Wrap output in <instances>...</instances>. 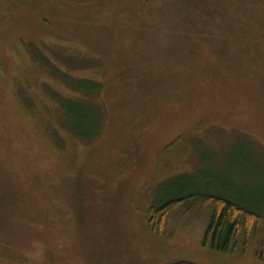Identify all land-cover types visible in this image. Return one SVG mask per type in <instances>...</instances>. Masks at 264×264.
Here are the masks:
<instances>
[{"label":"rangeland","instance_id":"rangeland-1","mask_svg":"<svg viewBox=\"0 0 264 264\" xmlns=\"http://www.w3.org/2000/svg\"><path fill=\"white\" fill-rule=\"evenodd\" d=\"M73 1L0 0V264H264V225L222 253L202 245L195 201L160 235L142 218L195 175L197 190L253 198L264 217V6L244 9L258 51L220 55L219 28L193 34L176 0ZM39 44L97 57L71 74L101 81L100 97L41 76L28 54ZM44 83L103 106L101 134L56 131Z\"/></svg>","mask_w":264,"mask_h":264},{"label":"trees","instance_id":"trees-1","mask_svg":"<svg viewBox=\"0 0 264 264\" xmlns=\"http://www.w3.org/2000/svg\"><path fill=\"white\" fill-rule=\"evenodd\" d=\"M58 1L37 0V5L43 8ZM175 2L178 8L177 15L180 18H185L189 24V30L193 34L202 37L206 29L210 30L211 27L216 26L219 28L220 32L217 34H220L223 40L220 46L222 48L219 49L220 55H224L226 48L233 46L237 48L235 55L246 54L252 50L254 53L258 51L257 43L252 38H247L243 17L246 14L245 8L253 9L252 7H255V10H258L260 5L264 6V0H176ZM193 16H197V18L193 19ZM224 25H228L227 30L224 29ZM234 25H239L236 33ZM32 46L35 48L34 52L30 51L28 54L34 67L35 65L38 67L41 76L55 78L67 87L70 86L81 94L91 96V99L97 95L98 98L100 97L103 90L101 81L75 78L71 74L72 67L81 63L87 68L97 70L99 68L97 57L85 55L81 56L82 59H77L76 54L58 51L49 44ZM56 61H60V65ZM43 87L38 88L40 97L42 96L43 101L48 100L51 106L56 107V120L53 124V127L56 126V131H62L70 138H75L83 143H90L101 134L104 109L103 106H99L97 101L74 100L54 91L48 83H44ZM20 111L24 116L22 110ZM26 111L29 112L28 109ZM51 111H53L52 108ZM46 133L50 141L52 137L49 134L53 133V130L47 129ZM136 137L139 140V135ZM157 178L153 182L158 180ZM195 178H197L196 175L192 179L183 180L184 183L189 184L185 186L184 192L166 196L155 204L151 202L149 206L146 205L142 218L148 232L160 235L159 233L165 228L167 218L178 207H181L184 201H195L197 207H200L199 219L204 225L201 241L204 247L227 253L238 241H243V244L247 246L251 234L260 225H264V217H261L259 210L254 207L256 200L250 199L251 203H248V206L246 203L242 204L219 194L201 192L192 185ZM180 179L186 178L178 180ZM258 249L255 258L264 261V241H261Z\"/></svg>","mask_w":264,"mask_h":264},{"label":"water","instance_id":"water-1","mask_svg":"<svg viewBox=\"0 0 264 264\" xmlns=\"http://www.w3.org/2000/svg\"><path fill=\"white\" fill-rule=\"evenodd\" d=\"M169 264H197V263L181 260V261H176V262H172V263H169Z\"/></svg>","mask_w":264,"mask_h":264}]
</instances>
